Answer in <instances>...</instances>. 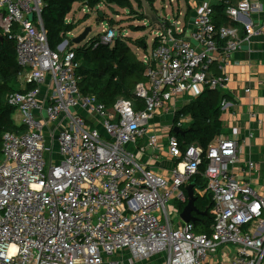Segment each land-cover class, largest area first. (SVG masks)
Masks as SVG:
<instances>
[{
  "label": "built area",
  "instance_id": "1",
  "mask_svg": "<svg viewBox=\"0 0 264 264\" xmlns=\"http://www.w3.org/2000/svg\"><path fill=\"white\" fill-rule=\"evenodd\" d=\"M44 1L0 0V29L15 40L21 81L34 85L5 97L25 130L2 136L0 264H139L155 257L163 264H264V199L232 173L236 136L215 138L205 154L206 187L194 188L199 196H211L210 234H197L192 223L174 225L179 210L169 205L185 204L184 188L199 174L202 151L182 149L166 135L171 168L164 178L129 149L159 155L164 148L155 133L166 128L159 118L170 120L169 129H180L189 119L181 116L174 126L179 99L227 88L223 70L232 54L251 37L264 35V17L260 23L250 20L263 0L227 7L244 38L234 27H215L209 2L189 0L190 29L178 22L161 29L158 46L142 54L146 82L134 90L142 107L118 99L109 109L80 92L79 64L69 42L49 49ZM116 36L108 29L94 47H112ZM221 40L226 44L220 51ZM214 64L220 73L213 76ZM228 106L223 99L221 111ZM47 137L56 141L57 160Z\"/></svg>",
  "mask_w": 264,
  "mask_h": 264
},
{
  "label": "trees",
  "instance_id": "2",
  "mask_svg": "<svg viewBox=\"0 0 264 264\" xmlns=\"http://www.w3.org/2000/svg\"><path fill=\"white\" fill-rule=\"evenodd\" d=\"M153 0H146L152 5ZM240 0H219L211 5L212 20L215 27H236V23L231 22L226 15L228 6H234ZM74 4H80L89 11L96 9L99 5L105 4L108 7L115 5L120 9L127 10L128 15H132L137 21H144L146 18L142 11L140 0H45L41 13V19L44 30L47 35L48 47L51 51L57 48L67 39V37L83 23L87 15L81 20L67 21L66 18L72 10ZM189 7V5H188ZM193 9L189 7L187 15L189 16ZM99 13V12H98ZM99 19L104 21V15ZM100 15V16H101ZM115 22L108 21L109 29L113 30ZM168 28L166 24L164 28ZM133 32L144 30V26H130ZM16 28H14L13 33ZM116 32V31H115ZM117 36L113 41L112 47L95 44L100 42L103 35L91 39L80 47H73L75 60L79 67L76 70V76L79 79V90L84 96H92L106 108H112L116 100L125 99L132 102L137 108L142 107V101L134 95L137 84L145 83V65L137 58L134 50L147 53V45L144 38L132 39L116 32ZM159 44V38L153 41L152 49ZM226 41L218 42L219 50L224 49ZM21 68L17 62L15 51V40L10 36L3 35L0 29V162L2 160V136L7 133H22L25 129L14 123L13 116L15 108L6 102V95L12 93H26L34 88L33 84L26 83L22 88L20 78ZM227 99L221 90L204 89L197 97L188 100L182 104L180 111L175 115L174 126L179 117L188 118L187 125L180 128L181 134H175L172 129L170 136H174L180 147L183 149L187 146L198 147L202 155V164L199 167V174L194 176L190 183H194L195 189H205L206 180L203 177L207 160L205 154L215 140L222 134V123L220 120L221 109L220 103ZM185 204H179V212L185 207ZM194 206L198 211L195 220L192 222L194 231L197 234H210V228L213 224V203L210 194L203 196L196 195Z\"/></svg>",
  "mask_w": 264,
  "mask_h": 264
},
{
  "label": "crops",
  "instance_id": "3",
  "mask_svg": "<svg viewBox=\"0 0 264 264\" xmlns=\"http://www.w3.org/2000/svg\"><path fill=\"white\" fill-rule=\"evenodd\" d=\"M202 1L209 2L211 5L219 2V0ZM263 17L264 0L261 4L260 12L258 14H252L250 20L254 23H260ZM191 19L192 17L189 23L183 25L186 29H190ZM236 24L238 26L234 28L238 30L239 38H244L241 24ZM192 45L198 47L194 43ZM223 72L230 79L227 88L223 91L227 97L229 106L226 110L221 111L222 134L220 136H236L238 140V163L232 166V173L236 176L237 180L249 184L264 199V35L251 37L248 42H244L241 48L232 54L231 63L224 68ZM219 73L217 65L214 64L210 74L214 76ZM23 82L24 80H22V88H24ZM247 90L248 92H246ZM187 101L185 100L180 103V107ZM41 115L44 117V114ZM168 121L170 120L165 117L162 119L159 118L158 121L164 128L166 127L162 132H158L159 134L157 132L155 133L159 143L164 148L159 155L154 156L150 150L145 153H140L138 148L129 147L141 164L145 165L153 173L164 178L170 177L169 170L171 168V160L166 154L164 141V137L171 130L169 129L170 125H168ZM152 123H156V120ZM52 144L55 145L56 141L47 137L46 145L50 146ZM145 144L146 139L139 142L141 146ZM249 164H252L254 168L250 169ZM193 194L196 197L197 193L194 191V188ZM185 196L187 199L186 191ZM170 205L175 207L172 203ZM173 221L176 226L183 224L179 215ZM227 254L229 253L227 252ZM153 259L157 261L161 260L163 264L161 257H155Z\"/></svg>",
  "mask_w": 264,
  "mask_h": 264
},
{
  "label": "rangeland",
  "instance_id": "4",
  "mask_svg": "<svg viewBox=\"0 0 264 264\" xmlns=\"http://www.w3.org/2000/svg\"><path fill=\"white\" fill-rule=\"evenodd\" d=\"M188 3L189 0H153L152 7L156 20L162 22L163 24L165 23L167 26L175 25V23L178 22L179 27H181L184 24L189 23V20L193 16L194 12L192 10L190 15H187V13L190 12ZM134 10L144 12L143 8L142 10L137 9L135 4ZM101 14H103L105 17L104 21L102 22L99 21V19H101L102 17ZM86 15V20L83 23H80L77 28L67 37L68 41L71 45H73V47H80L89 40L97 38L99 35H102L105 31L109 29L108 21L112 20L116 23L113 27L114 31L119 32L123 36L132 39L144 38L147 45V53H150L152 50L153 41L157 38L158 33L162 29V25L158 23H151L150 20H148L147 18L144 21H137V19H133L134 17L132 15H128L127 10L120 9L115 5L108 7L105 4L99 5L96 9L92 11H89L87 8L82 7L80 4H74L66 20L71 21L74 19L75 21H78L84 18V16ZM130 26H144V30L140 32H133L130 29ZM87 27L91 28V32L88 34L86 40L83 41L80 45L75 46L72 43V39L81 34L83 30ZM134 53L137 58H142V51L134 50ZM185 100L187 99H179L178 103H176L177 106H180V103ZM12 118L14 120V123H19V118L16 116V114ZM56 151L57 147L55 144L53 145V160H57ZM44 160L48 166L50 160L49 152L44 153ZM171 203L174 204L175 207L179 208L178 202L172 201ZM171 203H169V205ZM150 261L152 262V264H162L161 260L157 261L156 259L145 260L140 264H150Z\"/></svg>",
  "mask_w": 264,
  "mask_h": 264
},
{
  "label": "water",
  "instance_id": "5",
  "mask_svg": "<svg viewBox=\"0 0 264 264\" xmlns=\"http://www.w3.org/2000/svg\"><path fill=\"white\" fill-rule=\"evenodd\" d=\"M140 2L142 5V8L144 10V12H143L144 17L147 18L148 20H150L151 23H158V24L162 25V30H163V32H165L164 24L162 22H159L156 20L152 5H149L146 2V0H140ZM90 32H91V28H89V27L85 28L81 34H79L77 37L72 39V43L75 46L80 45L83 41L86 40V38ZM172 131L175 134L183 133L177 127H173ZM193 188H194V183H189L185 187V191L187 193V203H186L185 207L183 208V210L181 211V213L179 214V218L184 224L192 223L195 220V215L198 214V211L194 206L195 197L193 194Z\"/></svg>",
  "mask_w": 264,
  "mask_h": 264
}]
</instances>
